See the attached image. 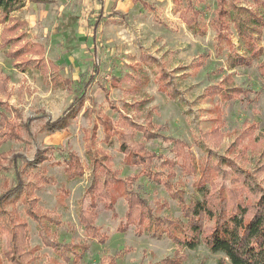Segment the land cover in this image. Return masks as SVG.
<instances>
[{
    "label": "rangeland",
    "instance_id": "rangeland-1",
    "mask_svg": "<svg viewBox=\"0 0 264 264\" xmlns=\"http://www.w3.org/2000/svg\"><path fill=\"white\" fill-rule=\"evenodd\" d=\"M225 2L264 15L252 0ZM23 3L10 14V21H0V101L4 102L0 104V196L15 183L16 163L19 169L37 165L23 178L24 184L33 181L35 173L45 177L36 190L32 186L15 190L19 195L15 205L5 207L9 215L17 214L27 224V249L32 254L24 264H219L225 256L204 244L191 249L173 242L166 232H138L126 219V185L148 201L152 215L174 220L183 219L182 202L201 198L196 183L206 166L217 169L216 156L232 158L264 187V27L256 34L263 55L251 66L233 67L227 45L222 53L217 51L213 24L217 0L198 4L207 29L204 36L187 28L180 14L184 3L176 5L174 0ZM93 6L102 7L105 15L96 39L88 20ZM115 12L123 16L111 17ZM230 20V40L242 53L238 30ZM13 22L15 30L8 33L10 42L3 47L1 33ZM17 50V56H9ZM144 54L158 62L143 61ZM162 69L167 72L164 80H160ZM213 86L239 92L223 100L220 92L208 93ZM76 101L67 124L53 128V122ZM100 117L110 122L109 127L102 126ZM217 126L221 138L206 135ZM171 139L186 144L196 175L163 162L177 161L169 148ZM90 147L95 163L104 166L97 170L100 187L104 179L108 181L102 193L94 190ZM127 151L159 156L140 158L132 165L126 162ZM70 153L79 157L83 172L74 180L67 178L64 168ZM223 169L229 177L235 175V169L226 165ZM218 170H213L209 182L213 193L232 186L233 199L256 201V195L241 192L240 179L224 181ZM35 197L40 217L54 214L61 219V225L54 226L56 240L88 243L80 261L66 263L45 245L39 224L24 205ZM94 203L90 230L106 235L104 243L88 239L80 223V212L91 210ZM208 224L210 228L213 221ZM8 231L0 228V264H11L5 255Z\"/></svg>",
    "mask_w": 264,
    "mask_h": 264
},
{
    "label": "trees",
    "instance_id": "trees-1",
    "mask_svg": "<svg viewBox=\"0 0 264 264\" xmlns=\"http://www.w3.org/2000/svg\"><path fill=\"white\" fill-rule=\"evenodd\" d=\"M252 1L256 5L261 6L264 12V0ZM174 2L176 5L184 3V7L180 11V14L187 28L196 35L204 36L207 29L201 22L202 10L198 7V4L205 3L206 0H174ZM23 6V0H0V21L4 23L10 21V14ZM115 15L114 13L111 14V16ZM98 17L96 23L92 25L95 26V29L98 28L101 22V17ZM229 17H232L230 21L234 22V26L236 30H238L239 38L244 48L242 53L233 48V42L230 40L229 30L231 23L228 21ZM213 24L217 31V51L218 53H222L225 48L224 45H227L226 47L230 49L228 60L233 67L251 66L255 60L263 55V48L259 46L256 37V34H259L264 27V15L261 14V12L258 13L252 9L239 7L235 4L229 6L226 4L225 0H217ZM14 25L13 22L12 25L3 29L1 33V44L3 47L8 46L10 42L8 33L15 30ZM93 38L95 39V36H93ZM17 52L19 51L17 50L14 53L8 54L9 56H17ZM142 60L145 62H158L156 57L146 54L142 55ZM198 64L199 66H203L204 60L199 61ZM165 74H167V72L162 69L160 80L165 79ZM163 86H167V84ZM218 87L219 89L217 90L214 89V86L210 87L208 93L216 95L220 92L221 99L227 100L237 97L233 95L239 92L238 88ZM164 90H167V87H165ZM169 96L174 97L171 92ZM0 104H4V102L0 101ZM76 104L77 101L69 105L64 114L53 122V128L67 124L68 115L75 109ZM100 120L103 127H109L110 122L107 121L106 118L100 117ZM131 125L134 126V124ZM218 128L217 126V128L211 130V132H206V135L212 138H221L222 135L217 130ZM93 136L91 138H93V142H95L96 136ZM106 138H108V135H105L104 139ZM111 140L112 139H110V142ZM89 142V145H91L92 141ZM92 146L93 145H91V147ZM125 146L126 141L122 144L121 149L123 151ZM91 147L88 148L87 155L88 157H92L94 161L95 182L97 183H95L94 190L97 191L99 189L102 193V189L106 190L108 187V181L104 179L103 186L100 187L101 175H97V170H100L101 167L104 168V166H102L99 161L98 163L100 164L95 163L96 157L95 154L92 153ZM169 148L170 151L174 153L177 161L164 159L163 162L165 164H170L171 166L178 164L183 172L186 173L187 171L190 176L197 174L196 165H194L193 158L190 157V152L185 150L186 144L183 141L171 139ZM40 154L38 153L37 158ZM125 154L127 156L126 162L132 165H137L140 158L145 157L147 159H153L157 155L147 153V155L143 157L139 153L133 151H127ZM216 159L220 162V164L217 165V169L206 166L201 170L200 179L196 183V187L201 193V198L192 200L189 203L182 202L183 219L174 220L168 217L152 215V207L148 204V201L133 190L131 185H126V191H128L126 197V201L128 202L126 219L135 225L138 232H144L145 230L153 234L166 232L167 236L180 246L195 249L200 244H204L213 253H221L225 256V259H221L219 264H264V187L248 170L237 167V162L232 158L220 155L216 156ZM78 160L79 157L75 153H70L65 161V173L70 180L80 177L83 173ZM223 165L235 169V175L232 177L226 175V172L223 171ZM35 166L37 165L33 163L29 168L19 169L16 163L14 167L16 174L15 183L12 189H9L10 191L8 190L0 196V228L4 226L9 230L5 255L8 257L11 264H24L27 257L32 254V251L27 249V224L17 214L15 217L9 215L7 213L8 211H5V207L15 205L14 203H16L15 201L17 200L15 197H19V195L16 196L15 190L23 192L26 186H32L36 190L38 188L36 187L39 183L38 181L45 179V177L38 174V172L33 175L35 177L33 181H29L28 185L24 184L23 178L30 174ZM149 167L150 164H148V169ZM218 169H220L224 181L230 179V182H233L240 179L244 185L242 186L243 189L241 192L246 191L247 193L256 195V201L249 203L247 200L242 202L240 199H233L232 193L235 192V188L232 186L228 188L222 186L216 191L218 193H213L209 188V182L214 179V176L211 177L213 170L219 173ZM27 170L30 171L27 173ZM166 184H168V182H166ZM232 201L233 205L229 206V203ZM38 202L39 199L35 197L24 202V205L26 211L39 224L40 234L45 245L50 247L55 254L66 263H76L80 261L89 250L88 243H62L56 240L54 226H60L62 223L61 219L54 214H48L44 219L40 217L36 213L38 212ZM95 204L96 203L92 205L91 210L80 212V223L88 239L92 238L96 239L98 242L104 243L106 235L99 233L97 229V231L90 230V227H93V210L96 206ZM145 220L148 221V223H145ZM211 221H213V225L208 228V223ZM6 225H8V227ZM144 225L145 227H143Z\"/></svg>",
    "mask_w": 264,
    "mask_h": 264
},
{
    "label": "crops",
    "instance_id": "crops-1",
    "mask_svg": "<svg viewBox=\"0 0 264 264\" xmlns=\"http://www.w3.org/2000/svg\"><path fill=\"white\" fill-rule=\"evenodd\" d=\"M134 2H138V1H140V0H133ZM144 4H146V2H144ZM90 13H92V14H90L88 17V20H89V25H94L95 23H96V20H97V17L98 16H100L101 17V22H100V24L98 25V28L97 29H95V26H92V32H93V35L92 36H95V39H96V36H97V34H98V32H99V30H100V27H101V25H102V22H103V20L102 19H104L103 18V16H105L104 15V13H103V9H102V7L100 8V9H94V6H93V9L91 8L90 9V11H89ZM111 14H113V13H111ZM110 14V15H111ZM114 14H116L115 16H111V17H114V18H117L118 16H123V14H121V13H117V12H115ZM99 18V17H98ZM92 21V22H91ZM88 21H87V17H86V23H87Z\"/></svg>",
    "mask_w": 264,
    "mask_h": 264
}]
</instances>
